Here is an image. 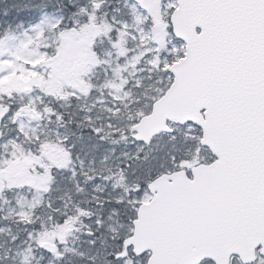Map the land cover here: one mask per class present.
<instances>
[{"label": "snow or ice", "instance_id": "obj_1", "mask_svg": "<svg viewBox=\"0 0 264 264\" xmlns=\"http://www.w3.org/2000/svg\"><path fill=\"white\" fill-rule=\"evenodd\" d=\"M0 264H264V0H0Z\"/></svg>", "mask_w": 264, "mask_h": 264}]
</instances>
